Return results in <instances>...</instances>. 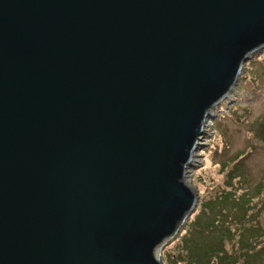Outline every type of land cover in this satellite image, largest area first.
<instances>
[{
  "label": "water",
  "instance_id": "obj_1",
  "mask_svg": "<svg viewBox=\"0 0 264 264\" xmlns=\"http://www.w3.org/2000/svg\"><path fill=\"white\" fill-rule=\"evenodd\" d=\"M263 47L264 0H0V264H164Z\"/></svg>",
  "mask_w": 264,
  "mask_h": 264
},
{
  "label": "rangeland",
  "instance_id": "obj_2",
  "mask_svg": "<svg viewBox=\"0 0 264 264\" xmlns=\"http://www.w3.org/2000/svg\"><path fill=\"white\" fill-rule=\"evenodd\" d=\"M210 112L212 115L206 118L200 144L193 151L185 173V179L198 193V202L179 235L160 251L164 264H185L182 233L200 208L204 211L199 225L204 220L210 223L217 220L218 228L230 234L225 238L217 234L211 239L198 230L192 232L201 233L209 242L222 238L219 248L226 255L239 251L237 237L243 229L241 237L245 242L254 239L256 244H264V47L244 63L236 88ZM246 214L250 216L241 220ZM252 227L256 230L251 231ZM199 229L208 230L211 235L218 231L206 224ZM190 240L187 264H213L214 256H202L193 243L195 239ZM219 264L227 263L219 260ZM252 264L264 263L257 260Z\"/></svg>",
  "mask_w": 264,
  "mask_h": 264
},
{
  "label": "trees",
  "instance_id": "obj_3",
  "mask_svg": "<svg viewBox=\"0 0 264 264\" xmlns=\"http://www.w3.org/2000/svg\"><path fill=\"white\" fill-rule=\"evenodd\" d=\"M247 74H248V70H247V73L244 75H247ZM207 202H209V200H207L205 203H207ZM203 211H204V209L200 208V210L194 216L193 220L190 221L191 225L186 226V228H184L185 231L182 233V252L184 251V253H185V258H184L185 264H187L189 262L187 257H186V255L188 253L187 245H188L189 241H192V240H190L192 238L195 239V241L193 243L196 244L197 250L200 249L201 252L199 250L198 251L201 253L202 256L205 255V256H208L209 258H210V255L214 256L213 264H219V260L220 261L224 260L225 263H227V264H252L254 261H257V260L258 261L262 260L264 263V244L263 245H261L260 243L256 244V241H253L254 239H249V241L245 242L244 238L241 237L242 236L241 233L244 229L240 231V233L238 234V237H237L236 248L239 250V251L237 250L238 251L237 253L235 252L234 254L226 255L225 251H221L219 248V243L222 242L221 241L222 238H220V237L213 240L214 242H209L205 238L206 235L210 236V238L213 239L217 234H221V236L223 235L222 237L225 238L230 234V232L229 231H227V232L223 231L222 232V230H220L221 227L219 226V228H218V221L217 220L214 223L213 222L210 223L207 220H204L206 218L205 216L203 218L204 221H201L202 224H200V225H205V224L208 226L212 225V227L218 231L216 234L211 235L208 230H206L205 232L200 230L199 229V227H200L199 220L201 218V214ZM207 215L211 218L214 217L213 215H210L208 213H207ZM249 216H250V214H246L245 216L243 215L241 220H244V219L248 218ZM243 227H245V229L247 228V226H243ZM193 229L198 230L199 232H201L205 236H203L201 233H198L197 231H195V234H194L192 232ZM214 229L211 230V232L215 231ZM253 230H256V228L252 227L251 231H253ZM262 231L264 232V228L262 229ZM201 237H203V238H201ZM246 238H248V237H246ZM185 247H186V249H185ZM190 264H191V262H190ZM198 264H202V263L199 262Z\"/></svg>",
  "mask_w": 264,
  "mask_h": 264
},
{
  "label": "bare ground",
  "instance_id": "obj_4",
  "mask_svg": "<svg viewBox=\"0 0 264 264\" xmlns=\"http://www.w3.org/2000/svg\"><path fill=\"white\" fill-rule=\"evenodd\" d=\"M204 131V130H203ZM164 263V262H163Z\"/></svg>",
  "mask_w": 264,
  "mask_h": 264
}]
</instances>
